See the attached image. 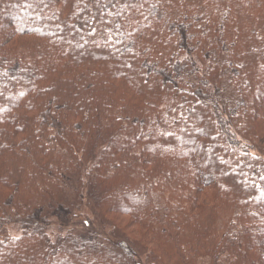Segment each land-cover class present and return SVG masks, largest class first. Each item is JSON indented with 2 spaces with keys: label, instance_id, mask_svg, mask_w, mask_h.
<instances>
[{
  "label": "trees",
  "instance_id": "1",
  "mask_svg": "<svg viewBox=\"0 0 264 264\" xmlns=\"http://www.w3.org/2000/svg\"><path fill=\"white\" fill-rule=\"evenodd\" d=\"M85 209L112 238L66 229ZM146 244L264 264V0H0V264Z\"/></svg>",
  "mask_w": 264,
  "mask_h": 264
},
{
  "label": "rangeland",
  "instance_id": "2",
  "mask_svg": "<svg viewBox=\"0 0 264 264\" xmlns=\"http://www.w3.org/2000/svg\"><path fill=\"white\" fill-rule=\"evenodd\" d=\"M15 18L16 17L14 16V18L12 20H14ZM119 68H120V66H119ZM120 91H123V89L120 88ZM229 93L232 94V98L234 96L236 98L235 91H233L232 88L229 90ZM89 132H92V131H89ZM166 175L168 177H165ZM85 181L88 182V178H85ZM175 184H177V181L175 182V177H173V179H172L171 174L165 172L164 177L158 183V185L155 187L156 189L151 191L148 194V196H144L145 200L147 199V201L148 200L152 201L150 204L153 205L157 210L159 209L158 213L160 215H163V211L165 209V205L162 204L163 202H166L169 200L177 201L179 198V193L178 194L175 193V195L169 196V192L168 191L166 192L167 189L175 188ZM183 189H185V187ZM261 196H263V195H261ZM84 202L86 203V201H84ZM169 203H171V202H167L166 204H169ZM176 204H177V202H176ZM171 205L174 208L176 207L175 204L171 203ZM163 217H165V216H161V218H163ZM123 220H125V219H123ZM51 229L52 230H50V233L57 235L59 230L61 229L59 222L55 220V224H53ZM66 229L67 230H74L76 232V234H87L89 232L97 230L101 235L110 234V238L113 237L112 233H111V229L106 227V226H102V228H100L99 224L96 223V219L90 214V211L87 209L83 210L81 215L79 214V218H76L71 224H69V226H67ZM210 231L211 232H218V226L217 225L213 226V228ZM117 232H118V230H116V233ZM144 235H142L140 238H143ZM53 238H54V236H53ZM150 251H152L151 244H146L144 246V249L142 250V255H140L139 257L136 258L137 262L139 264H150L152 261L155 262L154 255H152V257L150 258ZM203 259H205V260L200 259L197 262V264H217V263L224 264L221 260L213 261L210 258H203Z\"/></svg>",
  "mask_w": 264,
  "mask_h": 264
}]
</instances>
